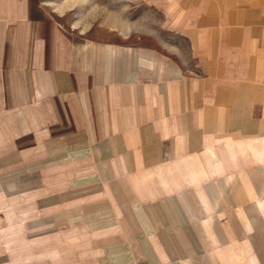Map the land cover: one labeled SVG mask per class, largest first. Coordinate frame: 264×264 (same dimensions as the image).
Here are the masks:
<instances>
[{
    "label": "crops",
    "instance_id": "obj_1",
    "mask_svg": "<svg viewBox=\"0 0 264 264\" xmlns=\"http://www.w3.org/2000/svg\"><path fill=\"white\" fill-rule=\"evenodd\" d=\"M169 6L172 55H82L40 0H0V158L91 146L96 172L159 200L190 260L264 264V0Z\"/></svg>",
    "mask_w": 264,
    "mask_h": 264
},
{
    "label": "rangeland",
    "instance_id": "obj_2",
    "mask_svg": "<svg viewBox=\"0 0 264 264\" xmlns=\"http://www.w3.org/2000/svg\"><path fill=\"white\" fill-rule=\"evenodd\" d=\"M171 2L40 0L61 30L79 44L76 47L82 55L108 43L116 48L131 46L154 51L161 46L167 55H172L170 44L184 31L168 26ZM21 151L27 150L22 147ZM61 151L60 147L51 151L41 147L19 158L3 157L0 264L204 261L206 252L190 256L191 260L185 254L187 237L181 238L183 244L175 241L174 245V222L157 220L165 213L164 207L157 198L147 196L148 191L141 194V185L130 175L96 172V157H89L95 148L85 146L80 156L63 158V163ZM45 152L49 155L45 156ZM257 234L264 245V235ZM204 240L209 242L208 238ZM217 254L214 252L216 258Z\"/></svg>",
    "mask_w": 264,
    "mask_h": 264
}]
</instances>
